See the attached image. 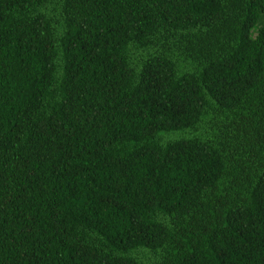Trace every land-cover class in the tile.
Instances as JSON below:
<instances>
[{
	"label": "trees",
	"instance_id": "1",
	"mask_svg": "<svg viewBox=\"0 0 264 264\" xmlns=\"http://www.w3.org/2000/svg\"><path fill=\"white\" fill-rule=\"evenodd\" d=\"M0 264H264V0H0Z\"/></svg>",
	"mask_w": 264,
	"mask_h": 264
}]
</instances>
